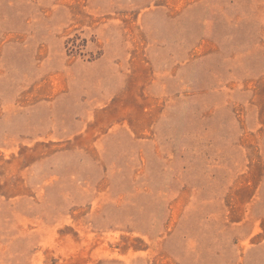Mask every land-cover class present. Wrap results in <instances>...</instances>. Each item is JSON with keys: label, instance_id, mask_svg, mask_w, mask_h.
Returning a JSON list of instances; mask_svg holds the SVG:
<instances>
[{"label": "rangeland", "instance_id": "374dc122", "mask_svg": "<svg viewBox=\"0 0 264 264\" xmlns=\"http://www.w3.org/2000/svg\"><path fill=\"white\" fill-rule=\"evenodd\" d=\"M0 264H264V0H0Z\"/></svg>", "mask_w": 264, "mask_h": 264}]
</instances>
